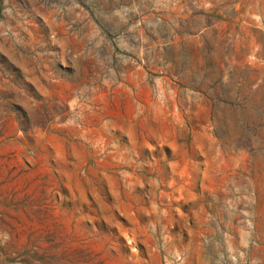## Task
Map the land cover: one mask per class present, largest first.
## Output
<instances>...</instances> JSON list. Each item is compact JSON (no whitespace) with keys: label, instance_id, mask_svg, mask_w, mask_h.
<instances>
[{"label":"rangeland","instance_id":"374dc122","mask_svg":"<svg viewBox=\"0 0 264 264\" xmlns=\"http://www.w3.org/2000/svg\"><path fill=\"white\" fill-rule=\"evenodd\" d=\"M0 264H264V0H0Z\"/></svg>","mask_w":264,"mask_h":264}]
</instances>
